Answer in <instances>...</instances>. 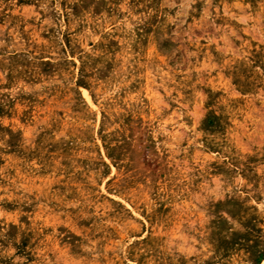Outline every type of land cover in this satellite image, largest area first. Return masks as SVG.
<instances>
[{"label":"rangeland","instance_id":"rangeland-1","mask_svg":"<svg viewBox=\"0 0 264 264\" xmlns=\"http://www.w3.org/2000/svg\"><path fill=\"white\" fill-rule=\"evenodd\" d=\"M0 264H264V0H0Z\"/></svg>","mask_w":264,"mask_h":264}]
</instances>
